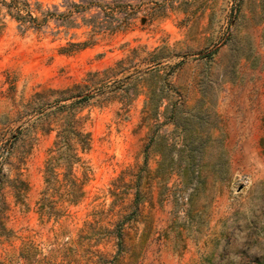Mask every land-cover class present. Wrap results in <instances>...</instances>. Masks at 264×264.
Here are the masks:
<instances>
[{"label":"rangeland","instance_id":"rangeland-1","mask_svg":"<svg viewBox=\"0 0 264 264\" xmlns=\"http://www.w3.org/2000/svg\"><path fill=\"white\" fill-rule=\"evenodd\" d=\"M10 1L0 0V264H264V0H123L132 17L116 32L82 21L99 9L67 16L64 0H17L37 18L26 28ZM110 8L100 16L119 17ZM74 95L88 98L85 196L58 203V219L40 216L54 139L41 129ZM150 97L158 108L145 112ZM162 155L200 177L160 181ZM17 175L22 202L8 186Z\"/></svg>","mask_w":264,"mask_h":264},{"label":"trees","instance_id":"trees-1","mask_svg":"<svg viewBox=\"0 0 264 264\" xmlns=\"http://www.w3.org/2000/svg\"><path fill=\"white\" fill-rule=\"evenodd\" d=\"M64 0V5L68 9V15L73 13L78 15L84 14L86 11L95 8L100 12L93 15L90 19L82 17V21L88 26H92L96 32H116L125 29L129 25V20L132 13L127 11L128 4L123 0H79L78 3ZM17 0H11L6 4L8 13L13 18L25 25L26 28L35 26L37 18L30 15L28 17L19 14ZM117 5L119 17H114L113 14H104L101 17V12L106 8ZM15 11V14L12 12ZM59 13L56 16H63ZM100 21H97L99 20ZM44 22V21H43ZM83 45V44H82ZM157 70L149 72L150 76H154ZM149 95L154 94V88L148 86ZM64 93V92H63ZM37 96V94L35 95ZM70 104L54 105V109L48 114V123L46 127H42L44 133H54V139L51 147L47 150V158L43 167V181L45 184L41 192V197L37 201V210L40 216H48L59 218L63 213V209H58V203H66L67 206H76L82 201L85 196L84 186L89 181L90 167L87 165L84 156L91 150L90 133L84 129L85 118L79 116L83 103L88 101V98L83 95L70 96L64 100H72ZM158 108L157 103L151 102V97L146 103L145 112H154ZM187 157H194L195 149L188 148ZM162 155L161 161L158 163L155 175L163 180L166 175L172 171H176L185 185H190L193 179L200 177V168L194 164H188L185 167H173L170 163H165V158ZM13 196L17 202H22L24 194L28 191L27 183L17 175L14 179L8 181ZM57 198V201L49 200Z\"/></svg>","mask_w":264,"mask_h":264}]
</instances>
